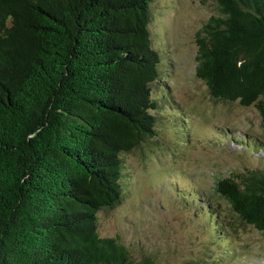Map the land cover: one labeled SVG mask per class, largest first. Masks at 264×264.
I'll use <instances>...</instances> for the list:
<instances>
[{"label":"trees","instance_id":"obj_1","mask_svg":"<svg viewBox=\"0 0 264 264\" xmlns=\"http://www.w3.org/2000/svg\"><path fill=\"white\" fill-rule=\"evenodd\" d=\"M149 1L0 0V264H154L96 231L98 210L121 198L122 154L173 105ZM213 1L194 34V75L213 100L252 105L264 127V0ZM212 191L264 230V158Z\"/></svg>","mask_w":264,"mask_h":264},{"label":"rangeland","instance_id":"obj_2","mask_svg":"<svg viewBox=\"0 0 264 264\" xmlns=\"http://www.w3.org/2000/svg\"><path fill=\"white\" fill-rule=\"evenodd\" d=\"M214 12L213 0L149 1L150 43L173 105L155 112L153 138L122 154L121 198L96 215L97 233L115 237L133 259L264 264V230L238 223L212 191L217 177L258 167L264 158V149L237 141L264 144L255 108L213 100L194 75V34ZM156 87L152 94L162 103L166 95Z\"/></svg>","mask_w":264,"mask_h":264}]
</instances>
